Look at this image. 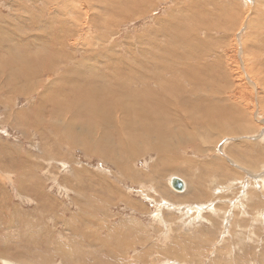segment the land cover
Instances as JSON below:
<instances>
[{
    "label": "rangeland",
    "instance_id": "rangeland-1",
    "mask_svg": "<svg viewBox=\"0 0 264 264\" xmlns=\"http://www.w3.org/2000/svg\"><path fill=\"white\" fill-rule=\"evenodd\" d=\"M0 74V264H264V0H0ZM94 74L166 100L167 151L61 93Z\"/></svg>",
    "mask_w": 264,
    "mask_h": 264
},
{
    "label": "bare ground",
    "instance_id": "bare-ground-1",
    "mask_svg": "<svg viewBox=\"0 0 264 264\" xmlns=\"http://www.w3.org/2000/svg\"><path fill=\"white\" fill-rule=\"evenodd\" d=\"M23 61H25V60H21V63ZM13 66H11L9 68V70L11 71L10 73H12L13 75H16L19 73V69L17 66H15V71H13L14 70ZM22 68L24 70L28 69V64L26 62H23ZM0 76H2V75L0 74ZM24 76H26V74ZM82 78H79V82H80L79 85H74L75 83H73V85L70 87V89L64 88L61 91V93L64 95V92L67 91L70 94L69 100H72L74 98V99H76V101H79L80 99H81V101H83V106L85 105V108L87 107L86 109H87V113L89 114V117H90V123L94 120V122L97 125V129L101 132L102 136L104 135L103 138L114 137L113 140H114L115 144H117L119 150H121V147L124 146L122 141L125 137L126 144L128 146V149H126V151L130 152L129 153L130 156L135 155V153H139L140 151H143V150H146V151L147 150H155V151H158L161 153V152L167 151L169 149L168 145H165L164 143H162L160 141L162 138L161 127H164V126L168 125L169 123L164 124V119L162 118L161 115L152 114V112H154L155 110L160 109L157 105H159V106L165 105V103H166L165 99H155V101H154V98L152 97V94H151V101H148V102H149V106H153L154 111L147 109V110H144L138 114V112L141 110L140 108H142V107L136 105V104H138L136 101L138 97H137V95H135L137 92H135L134 95H132L131 91H129L130 85L129 86H119L117 84L118 85L117 91H113L111 89H112V87H115V79H113L112 76L111 77H108L105 75L98 76V75L94 74V75H90V76H84ZM87 78H93V79H96L97 81L100 78L104 82H107V83L103 87L98 88V86H96V84L95 85L91 84L90 80H88ZM57 79H60V78H57ZM62 79L65 82L64 77H62L60 80H62ZM118 79L119 78H117L116 80H118ZM24 80H26V79H24ZM30 80H32V79H30ZM129 80L130 79L127 80L128 84L135 82V81L132 82L131 80L130 81ZM157 85H158V83H157ZM68 87H69V84H68ZM125 89H127V90L125 91ZM57 92H59V91H57ZM80 95H86L87 99L82 98ZM127 95L128 96L131 95V97H134V98H129V97H127ZM124 96H126V97H124ZM108 100H111L113 102V105H111L110 109H103V110L98 111V112L106 113L104 116L96 115L98 112L95 113L93 110L97 106L105 104ZM156 101L158 104H156ZM201 104H202V101L196 99V101H195L196 107L200 106ZM129 105L132 106L131 109L129 108ZM67 108H68V110L71 109V111L68 112V114H70V115L73 113H76L77 115L83 114L82 109L78 110L77 106H71V107H67ZM55 110L57 111V108L54 107L53 112L51 111L52 115L55 114ZM91 116H93V119H91ZM149 116L151 118H153L154 120L148 121ZM140 119H141V121L139 122ZM172 123H175L173 125H174L175 131H176V121L174 120ZM182 124H184V123H182ZM175 131L173 129H170L168 131V129H167V135H168L169 139L171 140V142L174 145L176 144V146L171 147V148H173L172 150H180L181 148L185 149V146L188 147V145H186V144H188V141H186L184 138H181L180 134L178 135L179 137L176 136L177 138L175 140H173L175 138V134H176ZM117 135H119V137ZM152 138H155L157 140V142H153V144H152ZM193 140L195 141L196 138L193 137ZM138 145H141V146H138ZM125 148H124V150H125ZM95 151H97V150H95ZM111 151L113 152L114 148L113 149L110 148L106 152H111ZM126 151H125V153H126ZM97 152H100V151H97ZM96 204H99V203H96ZM90 223H93L92 220L90 221ZM134 227L129 226L128 231L130 233L132 231L134 233H136V231L134 230L135 229ZM88 237L90 239V237L92 238L93 235L92 236L89 235ZM83 238L84 237H82V242H86V239L83 240ZM4 262L8 263V261H4Z\"/></svg>",
    "mask_w": 264,
    "mask_h": 264
},
{
    "label": "water",
    "instance_id": "water-1",
    "mask_svg": "<svg viewBox=\"0 0 264 264\" xmlns=\"http://www.w3.org/2000/svg\"><path fill=\"white\" fill-rule=\"evenodd\" d=\"M170 188L176 193H183L186 188V182L178 177L172 176L168 179ZM2 264H8L2 261Z\"/></svg>",
    "mask_w": 264,
    "mask_h": 264
}]
</instances>
